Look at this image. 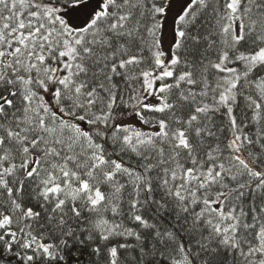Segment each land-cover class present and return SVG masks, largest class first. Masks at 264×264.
<instances>
[{
	"label": "snow or ice",
	"instance_id": "1",
	"mask_svg": "<svg viewBox=\"0 0 264 264\" xmlns=\"http://www.w3.org/2000/svg\"><path fill=\"white\" fill-rule=\"evenodd\" d=\"M0 264H264V0H0Z\"/></svg>",
	"mask_w": 264,
	"mask_h": 264
}]
</instances>
